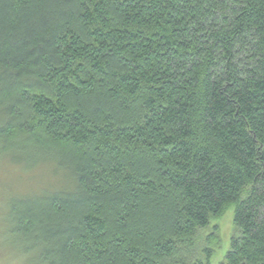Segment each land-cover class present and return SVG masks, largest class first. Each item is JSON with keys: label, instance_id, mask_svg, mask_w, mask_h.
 Listing matches in <instances>:
<instances>
[{"label": "trees", "instance_id": "obj_1", "mask_svg": "<svg viewBox=\"0 0 264 264\" xmlns=\"http://www.w3.org/2000/svg\"><path fill=\"white\" fill-rule=\"evenodd\" d=\"M8 166L20 264H264V0H0Z\"/></svg>", "mask_w": 264, "mask_h": 264}, {"label": "rangeland", "instance_id": "obj_2", "mask_svg": "<svg viewBox=\"0 0 264 264\" xmlns=\"http://www.w3.org/2000/svg\"><path fill=\"white\" fill-rule=\"evenodd\" d=\"M5 164H10L9 159H6ZM25 171L27 170H21L19 173H15V169L10 168V166L0 169V233L5 227V224H7L4 223L3 225L1 223L2 213L8 211L12 198H15L19 193H37L41 190L40 187H49L54 180V177L50 174L49 168L34 170L30 173V176L26 175L27 172ZM18 175L20 177H18ZM233 215L234 206H231L221 218L212 220L210 225L205 229V232H203L206 237L211 232L210 229L213 226L217 225L219 228L218 237L216 238L217 244H214V242L211 243L215 253L211 258L210 264H225V257L233 236ZM203 243L207 245L208 242L204 241ZM6 252L5 249L2 250L0 248V264H20V261L16 258L7 256Z\"/></svg>", "mask_w": 264, "mask_h": 264}]
</instances>
